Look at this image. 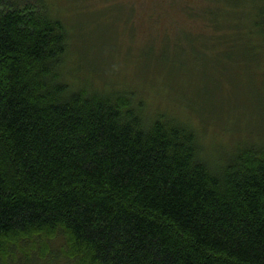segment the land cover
Returning a JSON list of instances; mask_svg holds the SVG:
<instances>
[{"label": "trees", "instance_id": "16d2710c", "mask_svg": "<svg viewBox=\"0 0 264 264\" xmlns=\"http://www.w3.org/2000/svg\"><path fill=\"white\" fill-rule=\"evenodd\" d=\"M258 27L245 58L262 62L264 104ZM69 41L44 0L0 10V260L60 235L75 264H264V138L212 161L191 125L148 118L133 91L70 85Z\"/></svg>", "mask_w": 264, "mask_h": 264}, {"label": "rangeland", "instance_id": "374dc122", "mask_svg": "<svg viewBox=\"0 0 264 264\" xmlns=\"http://www.w3.org/2000/svg\"><path fill=\"white\" fill-rule=\"evenodd\" d=\"M44 1L69 31L65 77L74 88L89 80L101 92L116 86L133 91L138 102L146 99L143 112L148 118L166 113L191 125L212 161L213 150L230 152L240 142L263 140L264 104L257 81L262 79L257 77L262 62L258 69L257 62L245 57L259 53L258 24L264 19L258 16L264 1ZM10 2L40 5V0H1L0 10ZM237 30L254 37L250 41L242 36L231 48L218 41V35ZM74 72L76 77L70 75ZM75 263L60 235L21 242L0 260Z\"/></svg>", "mask_w": 264, "mask_h": 264}, {"label": "bare ground", "instance_id": "6f19581e", "mask_svg": "<svg viewBox=\"0 0 264 264\" xmlns=\"http://www.w3.org/2000/svg\"><path fill=\"white\" fill-rule=\"evenodd\" d=\"M256 135V134H255Z\"/></svg>", "mask_w": 264, "mask_h": 264}]
</instances>
